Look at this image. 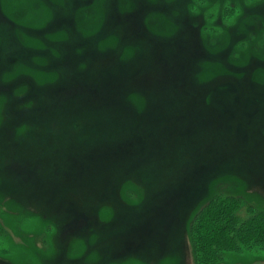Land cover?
Here are the masks:
<instances>
[{"label": "rangeland", "instance_id": "374dc122", "mask_svg": "<svg viewBox=\"0 0 264 264\" xmlns=\"http://www.w3.org/2000/svg\"><path fill=\"white\" fill-rule=\"evenodd\" d=\"M212 197L264 208V0H0V264H196Z\"/></svg>", "mask_w": 264, "mask_h": 264}, {"label": "trees", "instance_id": "16d2710c", "mask_svg": "<svg viewBox=\"0 0 264 264\" xmlns=\"http://www.w3.org/2000/svg\"><path fill=\"white\" fill-rule=\"evenodd\" d=\"M230 199L212 197L193 222L196 264H216L226 252L264 247V208L241 217L240 207Z\"/></svg>", "mask_w": 264, "mask_h": 264}]
</instances>
